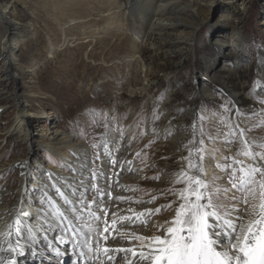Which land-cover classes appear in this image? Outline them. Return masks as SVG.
Returning a JSON list of instances; mask_svg holds the SVG:
<instances>
[{"label": "rangeland", "instance_id": "374dc122", "mask_svg": "<svg viewBox=\"0 0 264 264\" xmlns=\"http://www.w3.org/2000/svg\"><path fill=\"white\" fill-rule=\"evenodd\" d=\"M66 1L2 0L5 13L16 17L20 29L29 32L27 41L20 47L17 60L20 70L15 78L17 88L26 90L23 98L28 97L38 110L32 116L37 122L30 129L28 138L32 135L45 140V133L54 123L72 139L82 141L88 160L84 176H90L94 163L99 164L105 177L111 176V181H114L111 182L113 197L122 195L123 178L135 176L137 179L127 190L133 193V197L145 201V209L161 208L145 224L151 225L153 219L158 226L169 216L162 206L171 197L162 196L161 192L169 186L170 177L179 170L180 156L187 155L182 146L191 138L194 122L197 136L201 130L207 135H216L221 129L227 131L229 123H241L242 127L246 125V138L252 144H264V106L260 104L264 100L260 64V56L264 57V0H247L244 6L238 1L196 0L192 3L193 7L198 6L195 14L192 9L167 0L171 4L165 15L153 18L155 24L164 19L170 22L169 25L162 31H149L137 53L132 54L129 60L126 58L131 50V32L128 29H122L112 37H101L102 28L117 18L115 11L121 6L114 4L113 0H77L71 6ZM99 10V15H95ZM123 20L127 21L122 17ZM179 20L190 29L197 26L194 35L180 36ZM214 24L220 27L227 24L228 31L239 30L247 43L246 52L242 53L245 56L236 68H231L229 57L220 71L235 100H231V94L224 92L217 81L212 82L216 89L214 96L203 98L198 94L203 78L208 77L202 56L212 58L218 54L210 43V28ZM3 25L0 22L1 37L5 30ZM174 40L183 42L180 48L175 49ZM2 62L0 48V76L7 78ZM0 91H3V85H0ZM9 93L5 89L0 92V97H7ZM6 101L0 106V193L8 192V200L12 201L22 195V189L27 188L17 168L28 152L34 154V165L36 160L44 161L43 168L49 164L67 170L65 164L71 161L68 156L60 160L55 158L44 143L39 146L35 142L28 150V138L22 134L8 135L7 130L14 122L17 109L12 100ZM194 108L196 112L192 113ZM161 112L163 115L155 120L154 114L160 115ZM114 128H119L123 134V139L117 136L115 145L107 135L108 129ZM153 128L156 134L152 133ZM177 132L182 135L178 137ZM106 141L109 153H105L102 146ZM216 146L222 155H232L239 148V145L226 144L223 137ZM229 147L232 152L228 151ZM64 151L69 152L68 149ZM98 154L100 161H96ZM104 157L106 166L102 168ZM112 158L118 161L115 167L110 163ZM212 161L213 171L219 174V170L214 168L216 161ZM10 162L13 166L8 164ZM209 162L206 159V167ZM157 175L160 180L151 179ZM31 186L34 189L25 197L27 203H35L38 197L37 188ZM86 195L91 202L94 193ZM153 195L157 199L147 203ZM3 203L0 199V207ZM110 218L108 216V221ZM81 227L88 233L94 232L89 230L87 222H81ZM117 227L118 224L115 225ZM79 239L85 240V235L79 234ZM58 246V253L64 249L62 259L55 251L49 253V249L44 248V252L38 244L39 256L33 255L31 262L19 261V264H41V261L45 264H77L78 257L71 263L65 259L67 253H78L75 244L68 242ZM92 246L94 248L95 243Z\"/></svg>", "mask_w": 264, "mask_h": 264}, {"label": "snow or ice", "instance_id": "6c2138e0", "mask_svg": "<svg viewBox=\"0 0 264 264\" xmlns=\"http://www.w3.org/2000/svg\"><path fill=\"white\" fill-rule=\"evenodd\" d=\"M260 104L264 106V100ZM161 115L162 112L154 114V119H160ZM192 127L191 138L182 146L187 155L180 156L179 170L161 192L162 196L171 197L162 206L169 216L150 236L120 232L121 237L137 241L138 247H103L102 254L107 257V262L101 260L100 264H115L119 254H123L120 256L122 264H264V144H252L246 138V125L242 127L241 123H229L227 131L221 129L216 135H207L201 130L197 136L195 122ZM151 131L156 134L155 128ZM168 134L171 135V131ZM107 135L113 145L117 136L123 139L119 128L108 129ZM221 137L228 145H239L238 150L232 155H222L216 146ZM102 146L105 153H109L108 142ZM228 151L232 152V148ZM206 159L216 161L214 168L219 174L211 166L206 167ZM100 160L98 154L96 161ZM110 163L115 167L118 161L112 158ZM26 166L27 163L20 165L21 168ZM79 171L80 177L72 184L57 186L55 177H49L53 181L50 187L55 189L54 195L61 203L45 191L38 206L32 202L26 207L21 206L17 219L8 224L6 230L0 231V264H19L26 251L39 255L38 244H44L46 249L58 254V245L72 242L79 250L77 264L81 258L88 264L91 257L100 255V241L106 242L109 238L105 234L110 233L111 202L131 203L132 198L112 196V177H105L99 164L94 163L90 176H83V170ZM151 179L160 180V176ZM88 193H94L91 202L87 200ZM156 199L153 195L147 203ZM135 203L145 201L136 200ZM115 207L117 211L111 212L113 229L119 213H128L119 215V220L131 224L136 220L145 223L161 211L159 207L142 212L131 206L124 209L117 204ZM83 221L89 227L95 225L96 231L86 233L85 240H80L79 225ZM34 230L39 240L33 235ZM50 231L56 232L51 239Z\"/></svg>", "mask_w": 264, "mask_h": 264}, {"label": "bare ground", "instance_id": "6f19581e", "mask_svg": "<svg viewBox=\"0 0 264 264\" xmlns=\"http://www.w3.org/2000/svg\"><path fill=\"white\" fill-rule=\"evenodd\" d=\"M77 0H67V3L75 2ZM82 1V0H81ZM115 3L118 4L120 9H116L115 12L118 13V16L115 20L112 22L108 23L106 26L102 28L101 31V37H105L108 35L114 36L117 35L118 32L122 31V29H128L130 33V52L129 55L126 56V58L129 60L132 57V54L137 53L139 45L142 43L144 40V37H147V33L149 31H162L165 27L169 25L170 22L164 21L160 19V21H157V23H154V16L157 17L158 15L164 16L166 13V8L171 4L167 0H113ZM196 0H174V4L177 5H183L182 7H187L189 9L193 10V13H197V8L196 5L193 7L192 3ZM232 3L238 1L241 3L243 6L245 5L247 0H230ZM65 2V3H66ZM78 2V1H77ZM87 2V1H86ZM110 2V1H109ZM82 4V3H81ZM64 5V4H63ZM74 6V5H73ZM174 6V5H173ZM75 7V6H74ZM77 7V6H76ZM65 8V7H64ZM178 9V8H177ZM186 9V8H185ZM71 10V9H70ZM176 10V9H175ZM5 9L2 6V0H0V22L4 23V35L0 38V48H1V53L3 55L4 62L3 63V70L5 71V74L7 78H2L3 80L0 79V85H3V91L6 89L10 91L9 95L7 97H0V106L6 104L8 100H12L14 103V107L17 109V113L14 118V122L12 125L9 127L7 130L8 135H14V134H22L26 138L29 136L30 129L32 126L37 122L34 119H32V116L36 114L38 111L33 105L29 102L28 97H24V91H20L17 88V85L15 83V78L17 77V74L20 70V67L17 63L18 54L20 53V47L21 45L27 41V35L28 33H25L26 30L22 31L20 29L19 23L15 19L12 14L7 15L5 13ZM61 11V9H60ZM65 11V10H64ZM101 10L97 11L95 15H99V12ZM122 14H120V12ZM173 11V10H172ZM7 12V11H6ZM62 12V11H61ZM181 12V11H180ZM192 12V11H191ZM63 14V13H62ZM173 14V13H172ZM123 15V16H121ZM171 16V15H170ZM182 16V15H181ZM122 17L127 19V21L123 22ZM179 17V16H178ZM179 19V18H178ZM181 19V18H180ZM104 21H107V19H104ZM103 21V22H104ZM172 21V20H171ZM180 22V23H178ZM177 23L179 24V34L180 36H186V35H194L195 30L197 28L193 27L190 29L188 25L182 20H179ZM173 26V25H172ZM225 27H220L219 24H214L211 26V41L210 43L213 44L216 47L215 52L217 51V55L215 57H207V56H202L203 62L205 63L204 65V72L208 77L203 78V81L201 83V87L198 90L199 97H212L216 94V89L212 82H216L221 86L222 89H224L227 94L230 93L227 83L223 76L220 74V71L226 66V60L231 57L230 61L231 63V68L235 69L236 65L240 63L242 60V57L244 58L245 55L242 53L246 52L247 49V43L246 40L243 38L241 32L239 30H231L228 31L229 25L224 24ZM32 27V26H31ZM30 27V28H31ZM176 27V26H175ZM63 33L65 34V29L62 27ZM29 30V29H28ZM34 32V31H33ZM177 32V33H178ZM158 33V32H157ZM119 34V33H118ZM95 35V34H94ZM87 36V35H86ZM182 36V37H183ZM29 37V36H28ZM49 40H51V37L48 36ZM180 38L177 36V39ZM230 38V39H229ZM175 41V40H174ZM51 43V42H50ZM181 40L175 41L174 45L175 49L180 48ZM227 48V51H224ZM53 50V49H52ZM55 55V54H54ZM125 58V59H126ZM133 59V58H132ZM127 60V61H128ZM136 60V59H134ZM126 62V61H125ZM260 64L262 66V74L261 77L264 80V57L263 55L260 56ZM2 71V69H1ZM11 80L10 82L8 81ZM212 80V81H211ZM0 91V92H3ZM231 94V93H230ZM230 94H228L230 96ZM231 100H235V97L233 94H231ZM2 98V99H1ZM4 101V102H3ZM2 108V107H0ZM192 113L196 112V108L191 111ZM182 126V123L181 125ZM46 139L39 140L36 138H33L32 135L28 138V147L27 149L31 150L32 147L34 146L35 142H38L36 145H43L46 144L45 146L50 149V153L52 156H54L57 159H61L64 156H68L70 159V163L67 162L65 166L68 167V169H61L60 167L57 166H50L49 164H46L45 168H43V160H36V165H34V159L32 155L33 153L29 152L26 155V159L23 161H20L19 164H25L27 163V166L25 168H21L20 165L17 169H19L21 173V179L25 182V186L27 185L26 189H22L20 195L17 199L15 200H8V192L7 193H0V199L4 201V203L0 207V231L6 230L8 224H12L18 217L19 210L21 206L23 205L24 207L27 206V202L25 201V197L29 194V191L34 189L31 185L35 186L38 191V197H34L37 199L34 205L38 206L39 199L43 196V193L46 191L50 196H53L54 199H57V203H61L58 198L55 197V189L50 187V185L53 183L52 180L49 179L50 176L55 177V180L58 181L57 186L60 185H67V184H72L74 181L77 180L78 177H80V171L83 170L85 172L84 166L85 162L87 160V156L84 153V146L85 144L82 141H77L75 139H72L65 131L61 130L56 124L51 123L50 127L48 128L47 132L45 133ZM159 135V134H158ZM163 135V134H162ZM178 137L182 135V133L177 132L176 134ZM16 136V135H14ZM176 136V137H177ZM43 141V142H42ZM68 149L69 152L66 153L64 150ZM68 154V155H67ZM107 160L105 157L103 158V165L102 168L106 166V161ZM15 161V160H14ZM9 165H12V162L8 163ZM209 166H213V161H210L208 163ZM13 166V165H12ZM1 168V166H0ZM9 169H12L10 167ZM72 169H77L78 171L73 172ZM86 173L83 174V176ZM128 175V174H127ZM37 179V182H36ZM115 178L113 177V180ZM135 179H137L135 176H127L123 178V183H124V189H122V195L123 196H128L132 198V202L129 203L128 201L125 202H119L116 204H112L113 207L110 209L109 216H111L112 211H117L115 205H119L120 208L126 209L127 207L131 206L134 208L137 212H142L146 206L143 204H137L135 203L138 198L133 197V193L129 192L127 188L129 185L134 183ZM49 181V182H48ZM114 182V181H110ZM29 183V184H28ZM113 184V183H111ZM63 190V189H62ZM116 190V189H115ZM70 191V190H69ZM19 192H16L18 194ZM141 205V206H140ZM3 208V209H2ZM119 215H128V213L123 212L119 213L118 216L116 217L118 227L117 228H112L111 227V220L108 221L109 228H110V233H106L105 235H108L109 238L106 242L103 240L100 241V248H101V253L99 256H93L89 259L88 264H100L101 260H104L107 262V257L102 254V248L103 247H108L110 249H115V248H127V247H132V245L138 244L137 241H129V239L121 237L119 235L120 232H128L132 231L135 232L138 235H145V236H150L152 233H155L158 231L157 225L155 224V221L152 219L151 225L145 224L150 218L146 220L145 223H141L140 220H136L135 223L129 224L128 221H120L119 220ZM153 216V215H152ZM142 219V218H141ZM86 222V221H84ZM150 223V222H149ZM164 223V220L162 221L161 224ZM147 225V226H146ZM160 225V224H158ZM89 226V224H88ZM94 225L89 227V230L91 231H96L93 230ZM79 234L85 235L88 233L86 228L81 227V223L79 225ZM102 229V226H101ZM33 235L39 240V237L37 233L33 232ZM49 235L52 237L53 235H56V232H51ZM49 236V239H51ZM113 237H115L113 239ZM44 252H45V245L44 244H39ZM96 247V244H95ZM94 247V249H95ZM134 247V246H133ZM138 247V246H137ZM59 248V246H58ZM63 248L61 249V252L58 253L60 258L63 257ZM51 249H49V253H51ZM48 254V253H47ZM112 253H110L111 255ZM123 254H119L116 258L115 264H122V261L120 259V256ZM129 258L131 259V254L129 253ZM31 254L30 252H25V255L19 259V261H24L25 263L31 262ZM37 256V255H36ZM39 256V255H38ZM49 256V254H48ZM35 257V256H34ZM61 258V259H62ZM75 258H77V253H67L65 255L66 262L71 263ZM46 259V258H45ZM49 260V259H48ZM55 261V260H54ZM41 264H45L43 261H41ZM52 263V262H51ZM84 264V262H82Z\"/></svg>", "mask_w": 264, "mask_h": 264}]
</instances>
